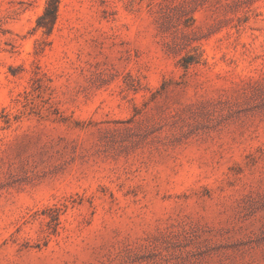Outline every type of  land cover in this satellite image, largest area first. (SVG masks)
I'll return each instance as SVG.
<instances>
[{"label": "rangeland", "instance_id": "374dc122", "mask_svg": "<svg viewBox=\"0 0 264 264\" xmlns=\"http://www.w3.org/2000/svg\"><path fill=\"white\" fill-rule=\"evenodd\" d=\"M0 0V264H264V0Z\"/></svg>", "mask_w": 264, "mask_h": 264}, {"label": "trees", "instance_id": "16d2710c", "mask_svg": "<svg viewBox=\"0 0 264 264\" xmlns=\"http://www.w3.org/2000/svg\"><path fill=\"white\" fill-rule=\"evenodd\" d=\"M58 5L59 0H47L44 13L37 20V26L50 29L56 20Z\"/></svg>", "mask_w": 264, "mask_h": 264}]
</instances>
